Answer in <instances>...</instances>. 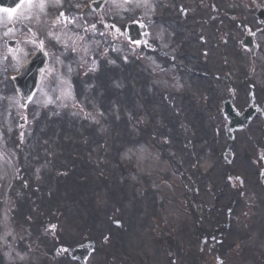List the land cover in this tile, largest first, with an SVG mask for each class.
<instances>
[{
	"label": "rangeland",
	"instance_id": "1",
	"mask_svg": "<svg viewBox=\"0 0 264 264\" xmlns=\"http://www.w3.org/2000/svg\"><path fill=\"white\" fill-rule=\"evenodd\" d=\"M8 23L0 10V264H264V119L230 140L220 116L232 82L234 106L248 105L246 52L220 79L215 56L185 70L177 51L161 60L105 30L49 58L23 107L11 77L35 42L10 51ZM85 244L83 263L69 257Z\"/></svg>",
	"mask_w": 264,
	"mask_h": 264
},
{
	"label": "flooded vegetation",
	"instance_id": "2",
	"mask_svg": "<svg viewBox=\"0 0 264 264\" xmlns=\"http://www.w3.org/2000/svg\"><path fill=\"white\" fill-rule=\"evenodd\" d=\"M22 0L10 11V27L22 34L52 33L66 31V34L87 32L95 33L97 29L103 30L107 23L110 32H115V27L124 18L135 19L145 22L146 26L152 27L156 32V38L152 41L155 49L174 50L186 49L193 42V37L198 38V42L203 46L204 39L202 33L215 35L218 43L219 55L222 54L224 43V17L236 10H224L226 0H209L217 19L209 21L208 0H152V10L147 12L135 11L130 0ZM129 1V2H128ZM235 8L239 6V0H232ZM249 10L253 17L249 18L248 31H253V38L264 34V18L259 14L264 8V0H251ZM142 8L143 4L140 3ZM63 14V15H61ZM151 14V15H150ZM161 15L162 19H157ZM212 16V15H211ZM212 20V19H211ZM123 21L121 22V24ZM227 28L231 25L226 26ZM238 29L232 26L230 29ZM72 35V34H71ZM77 35V34H74ZM148 44V43H145ZM191 49V48H190ZM257 52H262V47H256ZM253 52L251 56H255ZM220 59V56L217 57ZM262 68V67H261ZM222 69V67H221ZM264 70V68H262ZM255 72H261L256 67ZM261 87V86H259ZM258 94H262L257 92ZM257 96V95H256ZM221 255V254H219ZM203 264H208L204 262ZM217 264H221L218 262Z\"/></svg>",
	"mask_w": 264,
	"mask_h": 264
},
{
	"label": "water",
	"instance_id": "3",
	"mask_svg": "<svg viewBox=\"0 0 264 264\" xmlns=\"http://www.w3.org/2000/svg\"><path fill=\"white\" fill-rule=\"evenodd\" d=\"M8 2H9V0H0L1 6L2 5L6 6L8 4ZM42 66H43V61L37 57L31 62L29 67H27L26 69H24L22 71L23 77H21V79L17 80V81H18L20 86H22L24 89H26L27 93L25 96H28L32 93L34 86H35V83H36L37 70L40 69ZM231 111H232V109H230L227 106V110H226L227 116L232 121H234L231 125V128H234L236 126L246 125L247 124L246 121H248L249 118H251L254 114V112L250 111V110L248 112H246V114L244 115L243 120H242L243 123L240 124V122L236 121L238 118L235 117V115ZM88 251H89V248H81V249H77L75 252L77 254H79L80 256H83Z\"/></svg>",
	"mask_w": 264,
	"mask_h": 264
},
{
	"label": "snow or ice",
	"instance_id": "4",
	"mask_svg": "<svg viewBox=\"0 0 264 264\" xmlns=\"http://www.w3.org/2000/svg\"><path fill=\"white\" fill-rule=\"evenodd\" d=\"M61 15H63V14H61ZM52 227H53V229H54V228H55V225H53Z\"/></svg>",
	"mask_w": 264,
	"mask_h": 264
}]
</instances>
